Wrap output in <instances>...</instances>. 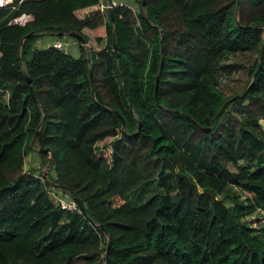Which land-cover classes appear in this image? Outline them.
<instances>
[{
  "label": "trees",
  "instance_id": "1",
  "mask_svg": "<svg viewBox=\"0 0 264 264\" xmlns=\"http://www.w3.org/2000/svg\"><path fill=\"white\" fill-rule=\"evenodd\" d=\"M99 2L0 6V264H264V221L241 219L264 213V0L74 12ZM82 27L97 49L68 34L86 41ZM44 33L69 35L78 55L35 46ZM225 53L255 54L229 95L208 75ZM247 120L259 128L255 146ZM34 152L44 173L25 161ZM171 170L176 198L163 202L159 180ZM49 187L80 211L60 207Z\"/></svg>",
  "mask_w": 264,
  "mask_h": 264
},
{
  "label": "rangeland",
  "instance_id": "2",
  "mask_svg": "<svg viewBox=\"0 0 264 264\" xmlns=\"http://www.w3.org/2000/svg\"><path fill=\"white\" fill-rule=\"evenodd\" d=\"M105 5H100L96 9L95 12L102 11L104 7H107L108 5H117L121 3H127L129 7H131L133 10H138L140 5L138 4V0H109L108 2L105 0L103 3ZM92 11L89 12L88 15H91ZM81 33H83L86 36V41L83 43V47L90 46L94 49L98 48V44L95 42L93 35L91 32L88 31L86 27H82L80 30ZM65 41V49L70 54L76 56L79 53V45L67 34H63L62 37ZM46 40V41H45ZM51 41V37L47 34L39 36L36 38L33 42V44L37 47L44 46L45 43H49ZM254 53H234V54H221L218 56L214 62L210 65L208 69V75L210 80L215 84V86L224 94L229 95L233 92H239L242 90V87L245 82L249 80V76L247 74V68L252 60ZM3 90V89H2ZM8 90L1 91L0 92V98L2 100H6ZM232 113H236L237 115L240 114V111L233 105L231 108ZM226 115L221 116V120L226 119ZM260 123H263L260 121ZM264 126V124H263ZM258 125L255 120H247L246 123H244L243 127L241 128V131L246 132V138L251 141V145L255 146L256 136H258ZM108 141V138L106 139V143ZM107 147L105 148V152L107 153ZM34 170L35 173L44 172L45 169H47L48 164H40L39 158L36 152L32 154V158L29 159V157H25V161H28ZM178 173L174 170H171L168 174H166L164 177H162L159 180V185L161 188V191L163 193L162 200L163 202L167 200H174L176 198V191L170 190L168 187L172 184L173 178H176ZM150 192H153L155 189L150 185ZM235 191H237V188H233ZM49 191L51 192V195H57L58 192L54 188L49 187ZM239 195L242 197L245 195L243 191L238 190ZM208 194L205 195V198H207ZM241 219H243L245 222H248L249 225L253 226H259L264 221V213L261 210H255L251 214L243 216ZM97 264V263H94Z\"/></svg>",
  "mask_w": 264,
  "mask_h": 264
},
{
  "label": "water",
  "instance_id": "3",
  "mask_svg": "<svg viewBox=\"0 0 264 264\" xmlns=\"http://www.w3.org/2000/svg\"><path fill=\"white\" fill-rule=\"evenodd\" d=\"M141 4H144V0H141ZM237 5H238V0H235V7H237ZM107 8H108V11H109L110 17L112 18L111 5H108ZM30 33H31V32H28V33H26L25 35H29ZM69 33L72 34V35H74V36L76 37V39H78L79 42H80L81 44H83V43L85 42L83 36H82L80 33H76V32H73V31H69ZM160 34H161V33H160ZM25 35H23V36H25ZM23 36H22V37H23ZM22 37H21L19 43L21 42ZM111 43H112V49L115 51V56H116V58H117L118 54H117V51H116V42H115V36H114V35H112ZM262 47H263V42L261 43V46H260V54H261V51H262ZM260 54H259V56H260ZM160 64H161V57L159 58L158 68H160ZM88 74H89L90 87H91V85H92V82H91V72H90V69H89V68H88ZM23 75H24V78H25L26 83H27L28 86H29L30 93H31V95H33L32 88H31V85H30V79H29V76H28L25 72H23ZM156 85H157V75H155V79H154V87H153V91H154V92H153V96H154V98H155ZM122 86H123V91L125 92V86H124V84H122ZM244 90H245V89H244ZM238 94H239V93H236V94H234L232 97H235V96L238 95ZM227 100H228V99H226V100L223 102V104H225V103L227 102ZM220 109H221V108L218 109L217 113L220 111ZM119 118H120V121H121V125H123L124 122H123L122 117L119 116ZM259 121H261V119H260ZM138 128H139V122H138V120H136V129H138ZM208 129H209V127H204V130H208ZM35 132H36V129H35V131H34V134H35ZM33 137H34V135L32 136V139H33ZM38 151H41V152L48 151V152H49L48 148H38ZM49 161H50V157H49ZM49 161H48V162H49ZM47 164H48V163H46V165H47ZM44 172H45V171H44ZM44 172H43V173H44ZM75 199H76L77 202L79 203V201H78V199H77L76 197H75ZM106 247H107V242H106V246H105V248H106Z\"/></svg>",
  "mask_w": 264,
  "mask_h": 264
},
{
  "label": "built area",
  "instance_id": "4",
  "mask_svg": "<svg viewBox=\"0 0 264 264\" xmlns=\"http://www.w3.org/2000/svg\"><path fill=\"white\" fill-rule=\"evenodd\" d=\"M10 2L11 0H0V6H4ZM65 41L66 40H64L63 38L51 37V41L49 42V44L66 52ZM1 91H5V89L4 90L0 89V92ZM52 197H53V200L56 201L60 205V207H63L68 210H73L75 212L80 211L78 203L76 199H74L73 197H63L60 194H57V195L54 194L52 195Z\"/></svg>",
  "mask_w": 264,
  "mask_h": 264
},
{
  "label": "crops",
  "instance_id": "5",
  "mask_svg": "<svg viewBox=\"0 0 264 264\" xmlns=\"http://www.w3.org/2000/svg\"><path fill=\"white\" fill-rule=\"evenodd\" d=\"M103 1H105V0H101V2H99V3H97V4H93V5H90V6H86V7H83V8H78V9H75V14L77 15V16H82L84 13H86L87 11H89V10H92V9H94V8H98V6L100 7V5H105V3L106 2H104L103 3ZM107 2L109 1V0H106ZM87 28V27H86ZM88 29V28H87ZM88 31L90 32V30L88 29ZM46 33H44V35H45ZM69 35H70V33H68ZM48 36H50V37H53L52 35H48ZM39 37V36H38ZM37 37V38H38ZM46 41V40H45ZM79 41V40H78ZM46 44V43H45ZM83 45V44H82Z\"/></svg>",
  "mask_w": 264,
  "mask_h": 264
}]
</instances>
